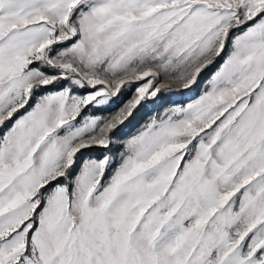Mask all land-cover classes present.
<instances>
[{"label": "snow or ice", "instance_id": "1", "mask_svg": "<svg viewBox=\"0 0 264 264\" xmlns=\"http://www.w3.org/2000/svg\"><path fill=\"white\" fill-rule=\"evenodd\" d=\"M0 264H264V0H0Z\"/></svg>", "mask_w": 264, "mask_h": 264}, {"label": "rangeland", "instance_id": "2", "mask_svg": "<svg viewBox=\"0 0 264 264\" xmlns=\"http://www.w3.org/2000/svg\"><path fill=\"white\" fill-rule=\"evenodd\" d=\"M164 83H174V82H171V81H164ZM192 98L194 99L195 98V96H192ZM183 102H188V100H187V98H184L183 99ZM168 106V104H167V98H165V100H163V101H161V103L160 104H158V105H156L155 107H156V109H157V111H161L162 109H163V107H167ZM152 113L151 112H149L148 113V115H151ZM146 118V117H145ZM134 130V129H133Z\"/></svg>", "mask_w": 264, "mask_h": 264}]
</instances>
